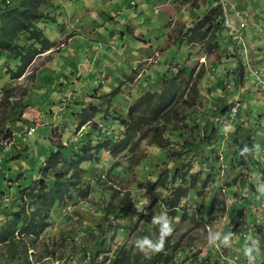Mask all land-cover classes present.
<instances>
[{
	"label": "rangeland",
	"instance_id": "374dc122",
	"mask_svg": "<svg viewBox=\"0 0 264 264\" xmlns=\"http://www.w3.org/2000/svg\"><path fill=\"white\" fill-rule=\"evenodd\" d=\"M50 2L58 21L41 26L54 48L15 80L0 59V229L25 189L39 188L57 144L120 139L141 96L163 92L175 77L181 89L166 109L170 123L162 116L156 123L167 125L165 148L150 130L116 157L102 149L94 163L83 162L85 192L53 207L38 203L45 228L26 238L20 227L11 244L0 239V264H114L118 254L141 264L161 251L166 226L164 253H173L166 264H264V66L253 59L264 62V0ZM220 6L245 21L232 19L234 31L214 29L205 43L189 41V27ZM212 41L219 46L211 53ZM91 104L97 114L83 124ZM176 167L184 179L162 184ZM73 173L65 178L78 181ZM174 185L189 187L177 208L166 200ZM128 191L133 215L116 218L111 211ZM24 200L27 214L35 211Z\"/></svg>",
	"mask_w": 264,
	"mask_h": 264
},
{
	"label": "trees",
	"instance_id": "16d2710c",
	"mask_svg": "<svg viewBox=\"0 0 264 264\" xmlns=\"http://www.w3.org/2000/svg\"><path fill=\"white\" fill-rule=\"evenodd\" d=\"M185 1L188 2V0ZM52 8H54V4L50 0H0V59H6L7 63L5 67L8 69V73H10L13 80L24 76L38 56L54 48L55 42L50 40L45 29L41 26L42 24L58 21L57 17L53 14ZM216 16H219L220 20L217 19L219 22L214 25L213 22ZM225 22L223 7L213 8L203 18L197 20L193 27L190 26L185 34L191 42L201 39L205 43V39L207 40L212 30L216 29L217 34L223 33L225 27H227ZM205 45L211 53L219 46L214 41ZM11 59L20 62L17 65V69H12ZM199 76L201 75L199 74ZM180 87L181 83L175 77L163 92H147L141 96L135 105L130 107L128 112L129 118L123 119L121 123L124 127V132L123 137L120 139L111 135L106 141L100 142L96 140L94 142L93 138L89 137L88 142L86 141L85 144H81L79 148L69 147L63 143L57 144V151L46 162L44 176H42L38 185L39 188L28 187L24 191L27 193L24 199L25 197H30L33 202L32 204H36L33 207L35 211L27 214L25 210L26 201L22 198L17 212L11 215L14 216L13 220L2 227L3 229H0V239L2 241L7 240L11 244L16 236V230L20 227H22L21 233H24L26 238L34 232H41L47 224L43 217L46 210L41 208L38 203L43 207H53L58 201L63 200L66 195L70 198L75 189H79V192H85V185H80L81 178H78L79 172H81L80 166L86 161L94 163L102 149L108 150L111 156L116 157L120 153L132 148V144H137V141L134 142V139L139 133L146 135L150 130L154 132L151 139L152 142L161 148H165L168 145V139L164 136L168 130L167 125H160V123L157 125L156 123L159 122L161 116L165 118L166 124L170 123V120L166 118V109L171 106L173 99L181 89ZM95 107L98 108L96 105L91 104L87 116L81 120L83 124L91 121V117L97 114ZM140 109L142 112H140ZM137 111H139L138 114L136 113ZM232 117L230 114L227 119L233 120ZM58 164L63 165L58 167ZM48 169L51 170L49 178L46 176ZM69 170H74L73 174L78 178V181H72L68 176L65 178V173ZM180 170L179 167H176L171 175H162L160 178L162 184L168 181L172 183H175L177 180L181 181L180 177L182 175ZM181 178L184 179V177ZM188 188L181 187V185H174L171 189L166 188L168 190V198L166 200L172 208H177L182 204L183 200L189 197ZM121 201L116 205L118 206L117 211H111V207H107L106 210L108 212L111 211L116 218H125L133 215L135 201L130 191L124 195ZM122 229L124 231L128 230L125 227H122ZM26 238L19 239L24 245L25 253L28 244ZM12 249L10 253L17 251L15 250L16 248ZM167 249V241L164 240L161 251L155 257H149L141 264H161L162 262L166 264L171 262L173 253L165 255L164 252ZM138 260L139 257H136V260L130 261L124 255L120 257L118 254L114 259V264H138ZM191 264L199 263L192 262Z\"/></svg>",
	"mask_w": 264,
	"mask_h": 264
},
{
	"label": "crops",
	"instance_id": "0c3cea01",
	"mask_svg": "<svg viewBox=\"0 0 264 264\" xmlns=\"http://www.w3.org/2000/svg\"><path fill=\"white\" fill-rule=\"evenodd\" d=\"M226 14V26H227V28L228 29H231L230 30V33L232 32V31H234L233 29H236V27H237V23H235V24H233L231 21H232V19H235L237 22H239V21H245V20H243L242 18H241V20H239L238 18H236L235 17V15H232L231 13H228V12H226L225 13ZM231 25V26H230ZM261 54V53H260ZM255 61H256V59H260V61H258L259 63H261V65H263L264 66V62H262V59H263V57L260 55V58H258L257 56L255 57V58H253Z\"/></svg>",
	"mask_w": 264,
	"mask_h": 264
},
{
	"label": "clouds",
	"instance_id": "9594fccd",
	"mask_svg": "<svg viewBox=\"0 0 264 264\" xmlns=\"http://www.w3.org/2000/svg\"><path fill=\"white\" fill-rule=\"evenodd\" d=\"M171 231H172V228L171 227H164L162 230H161V235H160V240H159V243L158 245L155 246L156 248V251H160L162 248H163V245H164V240L165 238L171 234ZM250 259H253L250 258Z\"/></svg>",
	"mask_w": 264,
	"mask_h": 264
},
{
	"label": "built area",
	"instance_id": "2783aa9c",
	"mask_svg": "<svg viewBox=\"0 0 264 264\" xmlns=\"http://www.w3.org/2000/svg\"><path fill=\"white\" fill-rule=\"evenodd\" d=\"M236 112H237V108H236V107L232 108L231 116H234V114H236ZM33 131H35L34 128L31 129V130L29 131V133H32Z\"/></svg>",
	"mask_w": 264,
	"mask_h": 264
}]
</instances>
